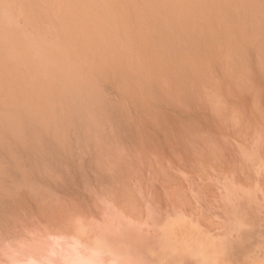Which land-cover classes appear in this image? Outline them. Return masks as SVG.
Here are the masks:
<instances>
[{"label": "rangeland", "instance_id": "1", "mask_svg": "<svg viewBox=\"0 0 264 264\" xmlns=\"http://www.w3.org/2000/svg\"><path fill=\"white\" fill-rule=\"evenodd\" d=\"M261 37L263 36L258 34L255 36L254 40L247 39L246 41H249L248 43L245 41L247 47L245 43L244 48L246 47L247 49H245L249 51L245 53L249 56V59L246 56L247 61H250H248L250 67L247 63V68H251L248 69L250 70L249 73L243 71L247 69L244 59V64H242L243 61L239 63L238 61L241 59L236 60L233 56L234 54L230 55L236 60L239 67H236L235 62V65L225 62V66L229 64L230 69L231 66H235V69H240L242 66L240 74L237 76V73H235V78L239 79V81L235 79L238 81L237 85L235 84L236 82H232V80L234 81L233 71L235 69H233V71L228 70V73L232 71V79L229 78L225 70L223 71L225 66L222 62V54L225 56V53H223L225 50L223 47L224 42L222 41L219 45L223 44L221 47L223 51L219 50V48L218 51L221 52L217 53L214 49H210L206 57L207 59L211 55L213 58V62L210 61L211 57L207 60L208 63H211L214 67H212L214 70L219 67L220 72L218 68L215 70V72L218 73L217 75L214 71L210 72L219 82H213L212 79L214 78H212V75L208 72L209 69H213L207 62L205 64L202 63L205 60L199 62L196 66L198 71L200 68L199 65L203 64L202 66H204V68H201H203L206 73H202L206 75L209 73L206 77L202 76L205 74H198L201 71L197 73V75L204 77L203 79H205L206 82L200 79V77L197 79L200 83V85H198V81H196L197 84L195 81L193 82L192 76H187L190 81L192 80V82L197 85L198 93L202 91L201 89L199 90V88H203L200 97L198 96L199 99L193 97V95H197L195 94L197 90L194 89L193 83V88H191V82H188V84L187 81L189 80L187 78V80H185L184 77L182 82H184L186 87L188 84V88L183 87L184 85L181 80L179 81L176 78L173 81L181 82L179 87L178 83L175 82L174 84H172L173 82H166L168 86L164 84L169 87V90L172 88L171 92L168 89L166 90L167 87L165 88L163 84L161 85L162 88L158 87L160 90L165 89L168 91L166 94H169V100L171 96V98L174 97L171 102L175 105L174 108H176V105L177 107L181 106L180 110L179 108L174 109L173 105L169 106V104H171L169 100V102L163 101L165 96L166 100L168 97L167 95L164 96L165 90L161 91V93H164H162V96V94H159V90L156 89L158 96H162H159V98L154 92L155 89L149 86L150 90L153 89L152 91L154 93L152 92V95L147 86L145 87L148 89L143 91L144 89L142 87L145 85L144 81L142 82L143 86L138 82L139 85L136 84V87L141 91V93L138 94L140 91H136L137 88H135L137 92H135L136 97L139 95L141 97H138L140 98L139 101L136 97L133 101L128 95L125 96V101L129 100L132 102L129 107H127V104L130 102H126L127 104H125L123 100L124 97H121L124 96V92L120 93L117 90L118 92L116 93L118 94H115V92L113 93L111 88L114 87V91L117 88L110 83L108 85H111V90L109 86H106L107 84H105L107 90H103L102 88L105 86H102L100 89L104 92L100 90L101 94L106 93L105 90H110L106 94H111L112 92L113 96H116V98L109 95L113 98L110 100L111 97L108 98L109 96L106 94V96L102 95L105 97L103 100H107L108 98L110 101L107 100L109 101L107 102L105 100L106 103L102 105V107L97 106V104L95 105L97 107L94 106L95 109H93V107L89 109L93 111L92 113H95L94 115L96 116L100 114V117L102 115L103 118L106 117L104 121H100L101 123L107 120L106 122L109 124L106 125V123H103L104 125H96L97 128L100 126V128L103 129H97L101 131V133L94 128L95 132H99V134L96 132L94 135L95 137L96 134L98 135L96 138L97 141L103 138L101 134L108 137V139H104L105 141L100 140V145L98 147L100 150L97 148L98 145L95 144L96 140H94V137L92 141V131V136L88 138L93 145H96L93 146V149L91 147L92 144L88 147L94 151L98 149V152H101V154H96V151L94 152L87 147V149L84 148V150H82V145L85 143L83 141L86 138L80 137L82 135L83 137L89 136L87 135V130L84 131L86 134L83 130L88 129L89 132L90 128L87 126L90 125V120H84V116L80 115L79 117H83L81 119L78 117L80 120L77 118L75 122H79L80 124L83 122L84 125L78 123L80 126L77 127L76 125L78 124L69 128L64 126L61 131L60 128L63 127L62 125L61 127L59 126L60 128L58 127V131H56L57 129L54 130L56 132H53L52 129H47L49 131L46 130L44 133L46 134L49 132L46 135L49 134L48 136L50 137L42 133L43 136L41 137V141H43L44 147H42L44 149L41 148L42 142L40 141L41 144L39 145L41 149L45 150L50 142L52 145H49V149L51 146L56 145L55 149H52L54 148L52 147L51 151L48 150L49 152L46 149L48 152L46 153L47 155H44L42 152L43 150L41 151L43 154L40 153V151L38 152V148L34 149H38L36 151V157L35 155H31V152L34 150L29 149V147L33 148L37 142H32L30 139L31 143L35 144L29 145L27 157L24 156L25 159H28L29 163L31 160V164H29V167L31 166L30 168H28L27 160L25 162L27 164L26 168V164L21 163L25 161L23 157L22 159L19 158L18 162L22 165H20V169H18V162L13 161L14 163H12L11 161L9 166L7 162L9 158L3 162L2 160L6 158H2L5 156L2 155V159H0V163H4V165L1 163L3 165L2 169L7 172L9 171V173L12 171L16 173V171H18L20 176L14 173L16 175L14 176L18 179L16 180L15 178L12 180V183L8 185L6 179L4 178L5 181H3L2 178L8 176V178L11 177L10 179H13V174L11 175L10 173L9 175V173L7 174V172L2 169L0 172V176H2L0 177V181L2 180L1 182H4L5 186L7 184V187L4 185H2V187H5L4 189H9L8 186H11V188L17 191L10 188L8 193V190L4 191L2 190L3 188H0V191H2L0 193H3V197L7 193L4 198L0 197V264H264V77L261 75L263 74L261 71L263 72L264 66L261 67L262 70L261 68L256 69L258 63L254 59V55L264 51V48L260 47V50H258L259 52H257L254 50L255 45L253 46V44L257 42L256 38ZM252 40L254 42H252ZM249 43L252 50H250L248 46ZM257 44L259 47V41ZM219 45L215 46V48ZM211 51L213 54H210ZM217 54L219 55L217 56ZM220 54L222 55L221 64L223 63V68L220 64H217L220 62L219 59H221V57H219ZM227 55L229 54H226V56ZM235 57L238 58V56ZM258 57L257 55V59H259ZM225 58L226 57H224V60ZM227 58L226 61L231 57L229 58L227 56ZM230 61L232 60L230 59ZM253 62L257 64L254 65ZM259 62L260 65L261 63L264 64V60H260ZM207 65H209V69L206 68L208 67ZM214 65H217L216 68ZM255 70L261 71L257 73ZM235 72L237 71L235 70ZM241 74L243 77L245 76L242 79V76H240ZM252 74L254 75L252 76ZM224 76L226 78H224ZM208 78L212 81L208 80ZM254 78L255 81L253 83L252 80ZM139 79L143 80L141 78ZM240 79L241 82L244 83H247L246 80L249 81L247 84L240 83L239 85ZM226 81L230 82L226 83ZM202 85L206 86L203 87ZM231 85L233 89L235 88L234 90H232ZM170 86L176 87V93L174 92L175 89L173 90V87ZM181 86L184 91L183 89L179 90ZM212 86L215 87L214 89L216 91ZM235 90H238V92L236 93ZM180 91H183V93ZM191 91L196 92H192V95ZM175 94L178 95V98H180L179 100ZM179 94H181V97ZM145 95L148 96V100L145 98ZM184 95L185 97L183 99ZM117 96H120L119 101L122 102L123 106L125 105L123 107L121 102L118 101L117 106L119 104L121 105L117 108L123 109L122 111L118 110V113L115 112L117 109L114 111L115 101L118 100ZM153 97L157 99V103L152 99ZM186 98L188 99V103L187 100H185ZM189 98H193V106L191 104L192 100ZM113 100H115L114 103H112ZM143 100L145 103L142 102ZM177 100L180 101V103H178ZM182 100L184 101L182 102ZM184 102L185 104L183 105L182 103ZM147 103L149 106H153L152 103H154L153 107L155 108L152 107V109L155 110L147 106ZM186 104L189 107H187ZM141 105H145L143 109H141ZM88 107L90 108V106ZM98 107L102 109L106 107L110 108L107 112V108L100 112L102 109L100 110ZM126 107L128 110H125L127 109ZM144 107H149L146 109L150 112L145 111L146 109ZM97 109H99V112H97ZM185 109H187V111ZM182 110H184V112ZM104 111L106 113L109 112L106 114L109 116L108 118L105 116ZM128 111L130 114L134 111L137 117L135 114H132L134 116L129 118L131 115L126 113ZM137 111L140 112L138 113ZM151 111L156 113H152ZM87 112L89 114V111H86V113ZM103 112L104 114H102ZM122 112L124 114L123 116ZM142 112H144V114L140 115ZM113 113L115 115L114 117L112 116ZM167 113L168 116L166 115ZM147 114L149 116H147ZM153 114L155 118L152 119L150 116H153ZM156 114L157 116L160 115L159 119ZM111 117H113V120L114 118L117 119L116 122L111 120ZM97 118L98 117H96V119ZM91 120L93 121V119ZM97 121L98 120L95 121V124L98 123ZM110 123L113 124L110 125ZM105 126H109L107 127L109 129H104ZM117 126L120 127L118 128ZM79 127H83V129ZM111 127H113L114 131L112 129L110 130ZM73 128H75L76 132H74L75 130ZM78 128L79 138L76 135ZM69 129H71V131ZM67 130L70 134H73V136L71 134L73 138L77 136L78 139H75H77V141L79 140L78 143H81V147L78 143L77 145L75 144L77 142L75 139H70L71 136H67L69 133ZM110 131L112 134H110ZM50 133L52 135H50ZM57 133L61 134V136L63 134V136L60 137ZM106 134H108V136ZM115 134H118V137ZM44 135L46 138H44ZM56 137H58V139L60 138V140L57 139L58 141H56L54 139ZM63 137L64 139L67 137V139L63 141ZM43 138L45 141L49 138L47 144H45ZM88 139L87 143L89 144L91 142H88ZM67 140H72V142L76 141L74 143L75 145L73 143L71 144L75 147L79 146L78 148L80 149L69 146L68 150L67 144L70 145V142ZM59 141L65 146L63 147L60 143L62 148H58L61 147L57 146ZM55 142H57V144ZM106 142L108 144H106ZM53 143L55 145H53ZM101 147L103 148L101 149ZM56 148L60 149V151L58 150L60 153L55 151L57 150ZM74 148L76 150H74ZM53 150L59 155L66 151L64 153L65 155L63 154L60 157L62 162L58 160L59 157L55 154L58 158L55 161H60V164L57 162L60 166L58 164L54 165L57 168L52 165L55 164V161L52 162V160L55 159V155L54 157L52 156V154H54L52 152ZM61 150L64 151L61 152ZM32 153L34 154V152ZM49 153L52 157H50ZM69 153L71 154V158L67 157ZM41 155H43L45 159L47 156L50 157V161L49 158H47L46 162L48 160V162L52 164L48 165L47 162L45 165L46 169L52 166L55 170H53L54 168L52 167L50 168L55 171L54 173L57 172L56 174L48 171L52 176L49 174L46 176V169H44L46 171H44L45 174L43 173V175L40 173L43 169H40L41 171H31L33 167L36 169L39 167V162L37 161H40V158L45 162ZM31 156H33V158H38V160L34 158L33 162ZM63 156L66 157V160ZM71 159H74L75 162L73 161L72 163ZM42 160L39 168H42ZM69 161H71V163ZM61 163L65 164L61 165ZM11 164H13L12 167L14 168L11 167ZM14 164L17 167L14 166ZM32 164H34V166ZM23 165L24 170L29 174L22 169ZM4 166H7V169L12 168L10 169L11 171L3 168ZM15 167L17 170H15ZM58 167H61V169H58ZM27 168L32 169L29 171ZM43 168H45L44 165ZM65 170H67L68 173H66L67 171L65 172ZM40 176L47 177H42V181L44 180L43 184ZM120 179L122 180L120 181ZM15 180L17 182L16 187L13 185V183L15 184ZM1 182L0 185L2 184ZM41 184L44 186L41 187ZM120 186L124 188L122 189ZM10 190L13 191L11 192ZM58 191L61 192L59 193ZM4 192L6 193L4 194ZM9 196L11 198L13 197L12 200ZM51 198L53 201H51ZM3 223L5 225L4 227Z\"/></svg>", "mask_w": 264, "mask_h": 264}, {"label": "bare ground", "instance_id": "2", "mask_svg": "<svg viewBox=\"0 0 264 264\" xmlns=\"http://www.w3.org/2000/svg\"><path fill=\"white\" fill-rule=\"evenodd\" d=\"M258 34L263 36V37H261L262 39L256 38L257 42H256V44H253V46L255 45L254 50H256L257 52H259L258 50H260V47L264 48V39H263L264 38V0H0V159L5 157L6 159L2 160L4 162V160H7L9 158V161H7V162L9 163V166H10L11 161H12V163L18 162L19 158L22 159V157H23V159L25 161H22L21 163L26 164L25 162L27 160L28 168H30L31 166L29 167V164H31V160L29 163L28 159L27 158L25 159L24 156L27 157L26 155H27V151H28L27 149H28L29 145L35 144V143H31V141L37 142V144L34 145L36 147H34V146H33V148L29 147V149L34 150L35 148H38L39 149V150L37 149L38 152L39 151H40V153L43 152L45 155L46 153L51 151L52 147H54L52 149H55L56 145L53 143V145H55V146H51L50 149L48 148L49 145H52V143L50 142L51 141V138H50L49 142L51 144L49 143L48 146L46 145L47 147L45 146L47 151L48 150L49 151L47 152L46 149L43 150L44 149L43 148L44 147L43 141H41V139H42L41 137L43 136L42 133L45 134L44 132H46L47 129H50V130L52 129L53 132H56V131H58V127L59 126L61 127L62 125H63V127H61V128L59 127L61 129V131L63 130L62 128H64V126L68 127V128L72 127V126L74 127L76 124L79 123V122H75V121L80 115L84 116V118H83L84 120H87V121L90 120L89 124L91 125L90 126L88 124L90 127L87 126L88 128H90L89 132H88V129L83 130V132L85 130H87V135H89L88 137H86V136L83 137V135L81 137L79 136V134H78L79 128L83 129V127H79L77 129L76 135L78 136V138L79 137L84 138V139L86 138L85 140L82 139V140H84L83 142H85V143L82 145L83 149L82 148L81 149L82 150H84V148L87 149V148H89L88 146L92 144V142L88 139L90 136H92L91 131L93 133V136L91 137L92 141H93V137H94L95 138L94 140H96L95 144L98 145L97 146V148H98L100 145V140H104L106 138L108 139V137L101 134L103 138H101L100 140L97 141L96 138L98 135L96 134V137L94 135L97 131H99L97 129L100 128V126L97 128L96 125H99V124L104 125L103 123H106V125H109V124H107L108 123V122H106L107 120L105 122L101 123L102 122L101 120L104 121V119L106 118V117L103 118V115H102V114H104L105 111L101 114L102 115L101 116L102 118H101L100 114L99 115L97 114L98 116H96V115H94L95 113H92L93 111L89 110V109H92L91 107H93V109H95L94 106L97 104H98L97 106L102 107V105H104L106 103V101L109 100L108 98L111 97L109 95H112V97H114L113 93L115 92V94H118V93H116L118 91L120 93H123V92L125 93L124 96L120 95L122 98L124 97L123 100L125 99L126 95H128L133 100L136 97L135 92L139 90L136 87V84L142 85L143 81L145 83L144 86L142 85L143 86L142 88L144 89V90L142 89L143 91H145V89H148L149 87H151L155 90L156 89L159 90V94H162L163 92L161 93V91H164L165 89L160 90L158 87L162 88L161 85L163 84V86L166 88L168 86L167 84L169 82L170 83L173 82L172 84H174L175 81H173V80H175V78L178 79L179 81L181 80V82L184 79L185 80L188 79L189 81H187V83L191 82L190 85H192V83L194 81L196 84H197L196 81H198V83H199V80H197V79H199L200 77H201L200 79H203L204 77H202V76L206 77L210 72L214 71V73L217 75L218 73H216L215 70H217V68H218V71H219L220 70L219 67L216 68L217 65L216 66L214 65L216 68L214 70L213 69L214 67L211 65V63H208V60H207V59H210V57H211L210 54L212 53V51L209 54L210 57L207 59H206V57H207L210 49H214V51H217V53H220L221 51H223V50H221V47L223 46V44L219 45L222 43V41L224 42L223 47H224L225 51H223V53H225V56H224V54H222L223 56L220 54L219 57L222 56L223 60H224V57H226V58L223 61L222 57H221V59H219L217 57L219 55V54H217L216 57L220 60V62L217 63L218 65L220 64L222 67V64L224 63V66H225L226 65L225 62H227L229 64L231 63V65L232 64L235 65L236 60L241 59L240 61H238L239 63H241L244 59V61L246 63L243 61L242 64L245 63L246 68L248 67V65L250 67V64L248 63L249 60L247 61V57L249 59V56H247V54H245L248 51V50H246L247 49L246 47H247V43L249 42L246 40L247 39H253L254 40L255 36ZM253 40H252V42H254ZM258 41L260 43L259 47L257 46ZM252 42H250V43H252ZM245 43H246V47H245L246 49L244 48ZM250 43L248 46H249L250 50H252L250 47L251 46ZM216 44L220 46V47L219 46L216 47L217 49L215 48V46H217ZM218 49L221 51L219 52ZM227 50H228V52H227ZM244 51H246V52H244ZM262 53H264V51H261L260 53H258V54L256 53L254 55L255 61H257V63H258L257 64L255 62V64L258 65V67L256 65V69L257 68L260 69L261 67L264 66L263 63H261V65H262L261 66L260 62H259L260 60H264V58H262V57H264V54H262ZM226 54H229V55L234 54L233 56L236 60L234 58H232L231 55L230 56L227 55L229 58L231 57L230 59L232 61H230V59L228 60L230 62L226 61V59H228ZM244 54H245V56H244ZM248 55H249V53H248ZM257 55L259 56L258 57L259 59H257ZM235 56H238V58ZM243 56H244V58H243ZM251 56H252V54H251ZM212 59L213 58L211 57L210 61H212ZM221 60L223 62L222 64H221ZM201 61H204V62H202L203 64H205L207 62V64L211 65L210 66L211 68L213 67L212 68L213 70H210L209 65H207L208 67L205 66L206 68L209 69V71H208L209 73L207 75L205 74L206 71L203 70V68H204V66H202L203 64L199 65L200 68L201 67H203V68H201V70L199 68L197 71L196 65L199 64V62H201ZM261 62H263V61H261ZM247 63H248V65H247ZM229 64H227L228 67L225 66L226 69L224 68L223 71L225 70V72H227L229 78H231L232 77L231 72L238 65L236 63V67L233 66L234 68L230 65L231 66V69H230ZM253 64H254V62H253ZM241 68H242V66L240 67V69ZM240 69H238V68L235 69L237 72H235V70L233 71L234 81L232 80V82H236L235 83L236 85H237L239 79L235 78V73H237V76H238L240 74V71H241ZM248 69H251V68H247L246 70L244 69L243 71L249 73L250 70H248ZM228 70H232V71L230 73H228L229 72ZM261 70H262V68H261ZM199 71H201V72H199ZM255 71H257V73L258 72L260 73V71H258V70H255ZM202 72H205V73H202ZM197 73L200 75H202V74H205V75L200 76V75H197ZM247 73H245V74H247ZM251 73H252V71H251ZM261 73H263L261 75H263V77H264V70H263V72L261 71ZM210 75H212V74L210 73ZM253 75L254 74H252V76ZM187 76H189V77L192 76L191 78L193 79V82H192V80L190 81L189 77H187ZM240 76H242V74ZM183 77H184V79H183ZM214 77L215 76L212 75V78H214ZM220 77H221V75H220ZM244 77L242 76L241 79ZM139 78H141L143 80H140ZM209 78L211 79L210 76H209ZM209 78H208V80H210ZM224 78H226V77L224 76ZM224 78H223V80H224ZM214 79H212V80H213V82L215 81V83H216V81H218V80H216L217 78H214ZM231 79H228V80H231ZM235 79L238 81H236ZM241 79H240L239 85H240V83H244V82H241ZM204 80L205 79H203V81ZM212 80H210V81H212ZM263 80H264V78H263ZM248 81L246 80L247 83H248ZM252 81L254 83L255 78ZM166 82H168V83H166ZM205 82H206V80H205ZM229 82L226 81V83H229ZM109 83L112 84V86H115L117 89L114 91L113 90L114 87H112L111 89H112L113 93L111 92V94H106L111 90L110 89L111 85L110 86L108 85ZM175 83H178V87H179L180 83L178 81ZM201 83H202V81H201ZM215 83H214V85H215ZM247 83H244V84H247ZM105 84H107L106 86H109L110 90L106 91L107 89H106ZM164 84H166L167 86ZM182 84L184 85L183 87H185V88L189 87L188 84L186 87L184 82H182ZM196 84L193 83L194 89L197 90V92L191 91V93L196 92L195 93V94H197L196 96H194L193 93H192V95H193V97H196V99H197L198 96L200 97V94L202 93L203 88L198 87L199 90L200 89L202 90V91H200V93H198V89H197ZM193 85L191 86V88H193ZM198 85H200V83ZM206 85H204V86H206ZM236 85H235V87H236ZM102 86H105V87L102 88ZM145 86H147V87L149 86V87L147 88ZM174 86H170V87H173V90H174L177 87V84H176V87H174ZM202 86H200V87H202ZM183 87L181 86V88H179V90L183 89ZM244 87H246V86H244ZM100 88H102L103 90L106 89L105 90L106 93L101 94L100 90H102V89H100ZM135 88H137L136 91H135ZM168 88L169 87H167L166 90ZM214 88L215 87H213V89ZM171 89L170 90L168 89V90L171 92ZM194 89H190V90H194ZM234 89L232 86V90H234ZM255 89H258V88H255ZM148 90H150V88ZM152 90H150L151 95L153 92ZM155 90H154V92L156 93L157 90L156 91ZM166 90H165V94L163 93L164 96L169 95L168 93L166 94V92H168ZM243 90H247V89H243ZM243 90H242V92H243ZM176 91L177 90L175 89L174 92L176 93ZM183 91H184V89H183ZM183 91L182 92L180 91V92L183 93ZM178 92H177V94H178ZM185 92H187V91H185ZM237 92H238V90L236 91V93ZM139 93H141V91L138 92V94ZM217 93H220V92H217ZM105 94L107 96H109L107 98V100L105 99L106 101L103 100V98H105V97L102 96ZM163 94H162V96H163ZM177 94H175V95L177 96V99L179 100L180 98H178ZM147 95H145L146 96L145 98H147L149 96V95L148 96ZM180 95L181 94H179V96ZM120 96H117L118 97V100L116 99L117 101H115V100L112 101V103H114V101L116 103L115 104L116 107L114 105L113 106H114V111L117 109V111H115L117 113H118V110H121V109L117 108L119 105L122 104V102L119 101ZM153 96H155V95H153ZM156 96H158V94ZM159 96H161V95H159ZM159 96H158V98H159ZM187 96H190V95H187ZM112 97L110 98V100L113 99ZM138 97H140V95ZM138 97H136V98H138ZM149 97H151V96H149ZM171 97H170V100L168 99L169 96L167 97V100H166V96L164 97V99L163 98L162 99L165 102H169V101L171 102V100L173 101V98H174V97L173 98H171ZM184 97H185V95L183 96V99H184ZM114 98H116V96ZM140 98H138V101L140 100ZM148 99L149 98H147V100ZM152 99L156 103L158 102V101H156L157 99H155L154 97ZM189 99L192 100L191 101V104H192L193 98H189ZM125 100H124L125 104H127L126 102H130L128 100V98H127L128 101H125ZM185 100H187V103H188V99L186 98ZM200 100H201V98H200ZM109 101H107V102H109ZM118 101L121 102V104H119L117 106ZM183 101L184 100H182V102ZM142 102L145 103L144 100ZM223 102H224V100H223ZM131 103L132 102H130L129 104H127L128 106L127 105L126 106L129 107V105ZM148 103L146 104L147 106L150 105V103H149V105H148ZM154 103H152L153 106H154ZM172 103L173 102H171V104H169V106L173 105V108H174L175 105ZM178 103H180V101H178ZM202 103H204V102H202ZM182 104L184 105L185 102ZM189 105H190V102H189ZM196 105H194V106H196ZM202 105H204V104H202ZM88 106H90V108ZM97 106H95V107H97ZM122 106H123V104H122ZM141 106H142V108H141ZM141 106H140V108L143 109V106H145V105H141ZM153 106H149V107H151V109H152ZM167 106H168V103H167ZM167 106H165V107H167ZM192 106H193V104H192ZM101 107L100 108L98 107V108L101 110L102 109ZM132 107H134V106H132ZM135 107H136V105H135ZM149 107H146V108H149ZM187 107H189V106L187 105ZM106 108H103L100 112H102L103 110H106ZM109 108H107L106 112L109 110ZM120 108H121V106H120ZM153 108H155V107H153ZM176 108H179V110H180L181 106L177 107V105H176ZM176 108H174V109H176ZM99 109H97V112H99L98 111ZM137 109H138V105H137ZM168 109H169V107H168ZM125 110H128V108ZM152 110H155V109H152ZM185 110L187 111V109H185ZM188 110H189V108H188ZM86 111H89V114L91 113L92 116H91V114L89 115L88 112L86 113ZM114 111H112V112H114ZM145 111H149V110L146 109ZM182 111L184 112V110H182ZM95 112H96V110H95ZM106 112H105V116H107L106 114L109 113V112L108 113H106ZM120 113H119V115H120ZM126 113L130 114L129 111ZM154 113H156V112H154ZM168 113L166 114L167 116H168ZM132 114H135L134 111L130 114L131 116L129 117V115H128V117L129 118L133 117L134 115H132ZM142 114H144V112H142L140 115H142ZM86 115H89V116L85 117ZM123 115L124 114L122 112V116ZM136 115L137 114H135V116ZM171 115H172V113H171ZM83 116H81L79 118L81 119ZM112 116L113 117L115 116L114 113ZM147 116H149V115L147 114ZM153 116H150V117H152V119H153V118H155V115L153 114ZM156 116H157V114H156ZM159 116H157L158 119H159ZM91 117H93V118H91ZM96 117H98V118L96 119ZM108 117L109 116H107V118ZM113 117H111L112 118L111 120H113ZM91 119H93V121ZM84 120H82V121H84ZM96 120H98L97 124H95ZM111 120H109V121H111ZM116 120L117 119L114 118L113 121L116 122ZM125 120H126V118H125ZM91 121H92V124H91ZM161 122H160V124H161ZM79 124L76 125V127L80 126L81 124L84 125L83 122H81L80 125ZM112 124L110 123V125H112ZM84 127L87 128L86 126H84ZM107 127H109V126H105L104 129ZM156 127H157V125H156ZM94 128H96V130H97L96 132H95ZM73 129L75 130V128H73ZM107 129H109V128H107ZM111 129L113 130V127H111L110 130ZM133 129H134V127H133ZM54 130H56V131H54ZM69 130L71 131V129H69ZM100 130H103V129L100 128ZM47 131H49V130H47ZM74 132H76V130ZM83 132H81V133H83ZM99 132L101 133V131H99ZM99 132H97V133L99 134ZM47 133H49V132H47ZM51 133H50V135H52ZM84 133L86 134V132H84ZM102 133H103V131H102ZM106 133H107V130H106ZM57 134L60 137L63 136V134H62V136L59 133H57ZM64 134H66V133H64ZM69 134H70V132L67 134V136L70 137L72 133L70 135ZM108 134H109V132H108ZM108 134H106V135L108 136ZM110 134H112L111 131H110ZM118 134L117 135L115 134V135L118 137ZM48 135H46V136H48ZM46 136L44 138H46ZM54 136H56V135H54ZM72 136H73V134H72ZM72 136L70 137V139L73 138ZM77 136H74L73 139L77 138ZM48 137H50V136H48ZM69 137H68V139H69ZM30 139H31V141H30ZM48 139H46V141L44 139L45 144L48 143L47 142ZM54 139L56 141L60 140V138L58 139V137H56ZM63 139H64V137H63ZM65 139H67V137ZM65 139L63 141H65ZM77 139H75V140L77 141ZM87 139H88V142H91V143L88 144ZM113 139H114V137H113ZM127 139H129V138H127ZM61 140H62V138H61ZM72 140L71 141L67 140L70 142V145L67 144L68 150H69V148H68L69 146L73 147L75 144L77 145V143L79 142V140H78L77 142L75 141L76 142L75 143L74 141L72 142ZM40 141L42 142V144L40 143ZM69 142H67V143H69ZM55 143L57 144V142H55ZM60 143H61V141L58 142L57 146H61ZM71 143H73V144L75 143V144L73 145ZM108 143H109V141H108ZM108 143L106 142V144H108ZM39 144H41V148H43V149L40 148ZM61 144L63 146V143H61ZM78 145L80 146L81 143H78ZM96 145L92 144L91 145L92 149H93V146H96ZM37 146H39V147H37ZM62 146L58 147V148H62ZM79 146H77V147L74 146V147L77 149ZM65 148H63V149H65ZM75 148H74V150H76ZM102 148L103 147H101V149ZM78 149H80V148H78ZM89 149H91V148H89ZM98 149L100 150V148H98ZM98 149L95 150L96 154L97 153L101 154V152H98ZM37 150H34V151L30 150V151L34 152V154L31 152V155H35V157H36V151ZM58 150L60 151V149H57L55 151L58 152ZM62 151H64V150H61V152ZM70 151H71V149H70ZM72 151H73V148H72ZM72 151H71V153H72ZM92 151H94V150H92ZM52 152L54 153V154H52V156L54 157V155L57 152L55 153L54 150ZM65 152H63V154ZM58 153H60V152H58ZM63 154L61 153V155H63ZM2 155H5V156L2 157ZM29 155H28V157H29ZM56 155H57V157H59V159L56 157ZM56 155L54 157L55 159L52 160V158H51L52 162H54L56 159L61 160L60 159L61 155H59V154H56ZM70 155L71 154L69 153V155L67 157L71 158ZM52 156L50 154V157H52ZM103 156H105V155H103ZM41 157L44 158L43 155H41ZM50 157L47 156L46 159L49 158V161H50ZM63 157H65V156H63ZM31 158L34 162L33 156H31ZM21 159H20V161H21ZM29 159H30V157H29ZM35 159L38 160V158H35ZM46 159L44 158L45 162H43V160L41 158H40V161L35 160V161L39 162L38 163L39 167H40V162L42 160V162H43L41 165L42 168H39V167H38L39 169L34 168L33 167L35 164L34 163V164H32L33 169L31 168L32 169L31 170V169L27 168V170H29V171L30 170L31 171H33V170L34 171H37V170L41 171L40 169H43L42 172H40V173H42L41 175H43V173L45 174L44 171L47 170L46 176H48L47 174H49L48 171H50L51 173L52 172L54 173L55 171H53V170H55L54 167H56L54 165L58 164L60 161L57 160L58 163L55 161L54 162L55 164H52V163H49L47 160L48 165L52 164L54 167L49 166L46 169V166H45L47 163ZM65 160H66V157H65ZM71 161L73 163L74 159L73 160L71 159ZM71 161H69V162L71 163ZM3 162H1V163H3ZM7 162L5 161L6 165H7ZM61 162H62V160H61ZM64 162H66V161H64ZM22 164H20L18 162V169H20L19 166ZM62 164H65V163H61V165ZM3 165H4V163H3ZM3 165L1 164V166H0V172H1ZM12 165L13 164H11V167H12ZM16 165H17V163H16ZM16 165L14 164V166H16ZM43 165L45 168H43ZM26 166H27V164L25 165V168H26ZM16 167H15V170H17ZM50 167H52L54 169L52 170V168H50ZM3 168L7 169L8 167L4 166ZM12 168H14V167H12ZM12 168H9L7 170H10ZM21 168H22V166H21ZM65 168H67V167H65ZM22 169L24 170V165H23ZM44 169H46V170H44ZM58 169H61V167H58ZM2 170L6 171L4 169H2ZM21 171H20V173L22 174L23 171L22 172ZM56 171H57V169H56ZM66 171L67 170H65V172ZM12 172H10V173H11V175L13 174L12 175L13 179H10L11 177L8 178V176L2 178L3 181H5V179H6V181H7L6 183H8V185H9V183H12V180H14L16 178L15 177L16 175L20 176L18 174L19 173L18 171H16V173L14 171H12ZM25 172H27V171H25ZM60 172H61V170H60ZM118 172H119V170H118ZM2 173H4V172H2ZM8 173H9V171L7 172V174ZM10 173H9V175H10ZM35 173H37V172H35ZM56 173H54V174H56ZM66 173H68V171ZM54 174H53V176H54ZM49 175H51V174H49ZM22 176H23V174H22ZM0 177H2V176H0ZM42 177H45V176H42ZM42 177L40 178L41 181H42ZM127 177H128V175H127ZM45 178H47V177H45ZM7 179H9V180H7ZM17 179L18 178H16V180ZM49 179H51V178H49ZM16 180H15V184L13 183V185H15V187L17 186ZM121 180L122 179H120V181ZM8 181H10V182H8ZM45 181H46V179H45ZM43 182H44V180L42 181V184H43ZM104 184H105V182H104ZM111 184H112V182H111ZM2 185H4V182L0 185L1 189L3 188ZM43 186L44 185H42L41 187H43ZM5 187H7V184ZM8 187H9V189L11 188V186H8ZM4 188L2 190H4V191L8 190V193H9V189L8 188L4 189ZM11 189H13V188H11ZM13 190L16 191V189H13ZM0 192H2V191H0ZM5 193L6 192H4V194ZM35 193H38V192H35ZM40 194H42V193H40ZM5 195H7V193ZM5 195H4V197H5ZM18 195H19V193H18ZM35 195H38V194H35ZM30 196H31V194H30ZM33 196H34V194H33ZM123 196H125V195H123ZM0 197L4 198L3 193L1 194ZM12 198H11V200H12ZM51 201H53L52 198H51ZM72 201H73V199H72ZM46 207H48V206H46ZM76 210H77V208H76ZM6 212H8V211H6ZM12 216H13V214H12ZM47 217H49V216H47ZM6 219H8V218H6ZM2 222H4V221H2ZM4 226L5 225L3 223V227Z\"/></svg>", "mask_w": 264, "mask_h": 264}]
</instances>
